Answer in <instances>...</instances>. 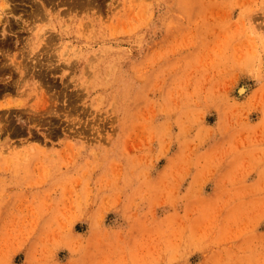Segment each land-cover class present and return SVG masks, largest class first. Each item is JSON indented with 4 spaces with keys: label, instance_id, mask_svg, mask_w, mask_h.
Listing matches in <instances>:
<instances>
[{
    "label": "rangeland",
    "instance_id": "rangeland-1",
    "mask_svg": "<svg viewBox=\"0 0 264 264\" xmlns=\"http://www.w3.org/2000/svg\"><path fill=\"white\" fill-rule=\"evenodd\" d=\"M69 1L0 0V264H264V0Z\"/></svg>",
    "mask_w": 264,
    "mask_h": 264
},
{
    "label": "bare ground",
    "instance_id": "bare-ground-1",
    "mask_svg": "<svg viewBox=\"0 0 264 264\" xmlns=\"http://www.w3.org/2000/svg\"><path fill=\"white\" fill-rule=\"evenodd\" d=\"M51 2V1H53V0H38V5L39 6H35L34 8H33V10H32V14H34L32 17L34 18H36L37 20H38V18H40L39 16L40 15H44V14H46V10H45V8H44V2ZM73 1V0H72ZM59 2H62V1H59ZM63 3H70V1L69 0H64V2ZM44 4V5H43ZM13 12V10H12V7L11 8H9L8 9V12H4L5 14L3 15V16H0V22H5L4 24H2V26H3V32H5L6 31V29H7V25H6V23L7 22H10V20H8V13H12ZM39 15V16H38ZM44 17V16H43ZM42 17V18H43ZM34 18V19H35ZM42 18H40V19H42ZM39 19V20H40ZM17 20V19H16ZM16 22V21H15ZM8 29H10V28H8ZM51 40V37H49V41ZM30 42H32V40L30 41ZM49 60V59H48ZM13 62V64L14 65H16V67L17 68H26V66L24 65L23 66V64L21 63V61L20 62H18V61H12ZM38 62V61H37ZM49 62V61H48ZM45 63V62H44ZM44 63H43V67L45 66V65H47V63H45V65H44ZM39 64V63H38ZM38 64H36V63H34V65L32 66V67H34L35 68V66H38ZM48 64H50V63H48ZM7 65V64H6ZM40 65V64H39ZM42 65V64H41ZM5 66V65H4ZM40 67V66H39ZM49 67V66H48ZM42 68V67H41ZM33 73H35V72H33ZM36 74V73H35ZM38 74H40V73H38ZM240 91H243V87H241L240 88Z\"/></svg>",
    "mask_w": 264,
    "mask_h": 264
}]
</instances>
